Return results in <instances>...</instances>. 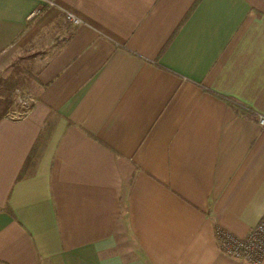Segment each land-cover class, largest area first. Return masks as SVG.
Returning <instances> with one entry per match:
<instances>
[{
  "label": "crops",
  "instance_id": "obj_1",
  "mask_svg": "<svg viewBox=\"0 0 264 264\" xmlns=\"http://www.w3.org/2000/svg\"><path fill=\"white\" fill-rule=\"evenodd\" d=\"M22 54L0 264H249L216 231L264 216V0H0V61Z\"/></svg>",
  "mask_w": 264,
  "mask_h": 264
},
{
  "label": "rangeland",
  "instance_id": "obj_2",
  "mask_svg": "<svg viewBox=\"0 0 264 264\" xmlns=\"http://www.w3.org/2000/svg\"><path fill=\"white\" fill-rule=\"evenodd\" d=\"M43 55L22 54L11 61H0V116L21 118L31 108V94L39 89L38 73ZM30 165V164H29Z\"/></svg>",
  "mask_w": 264,
  "mask_h": 264
},
{
  "label": "built area",
  "instance_id": "obj_3",
  "mask_svg": "<svg viewBox=\"0 0 264 264\" xmlns=\"http://www.w3.org/2000/svg\"><path fill=\"white\" fill-rule=\"evenodd\" d=\"M53 6V4H50ZM38 12H34L32 19ZM67 19L73 24H80L74 16L68 15ZM258 123L264 127V116H258ZM216 240L219 250L229 258L242 260L249 264H264V216L259 223L245 237L237 236L227 230L218 229Z\"/></svg>",
  "mask_w": 264,
  "mask_h": 264
},
{
  "label": "trees",
  "instance_id": "obj_4",
  "mask_svg": "<svg viewBox=\"0 0 264 264\" xmlns=\"http://www.w3.org/2000/svg\"><path fill=\"white\" fill-rule=\"evenodd\" d=\"M4 118H7V113L0 116V121Z\"/></svg>",
  "mask_w": 264,
  "mask_h": 264
}]
</instances>
